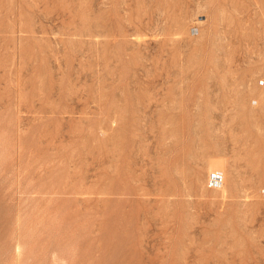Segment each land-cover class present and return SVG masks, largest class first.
<instances>
[{
  "label": "rangeland",
  "instance_id": "rangeland-1",
  "mask_svg": "<svg viewBox=\"0 0 264 264\" xmlns=\"http://www.w3.org/2000/svg\"><path fill=\"white\" fill-rule=\"evenodd\" d=\"M0 264H264V0H0Z\"/></svg>",
  "mask_w": 264,
  "mask_h": 264
}]
</instances>
